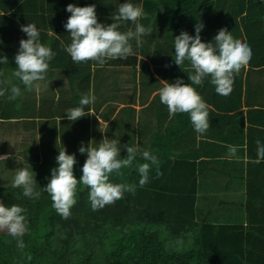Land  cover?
<instances>
[{
	"label": "crops",
	"instance_id": "crops-1",
	"mask_svg": "<svg viewBox=\"0 0 264 264\" xmlns=\"http://www.w3.org/2000/svg\"><path fill=\"white\" fill-rule=\"evenodd\" d=\"M140 1L144 6V0H0V55L8 58L7 64H0V89H10L13 84H19L12 73L19 42L28 38L21 31L22 25L34 23L40 32L41 43L50 46L56 53L49 62L40 90L27 92L20 85L23 94L16 100L9 101L8 93L0 97V156L7 157L0 158V163L8 161L9 164L1 171L0 189L15 188L12 183L21 168L31 172L36 180L34 185L38 184L37 171L43 168L41 164L55 161L63 148L67 154H75L78 158L82 142L85 147L89 143L98 147L106 137L103 132L99 134L96 131L97 125L105 127L119 114L134 140L138 137L140 140L141 135L142 141L147 137L150 139L148 151L151 153L155 138L173 128V145L167 153L170 159L166 165L167 190L170 188L172 192H179L172 193L176 201H180L185 193L194 192L196 215L203 214L206 222H235L244 225L246 230L250 224L248 213L251 208H264V160L254 162L257 159V141L264 145V0H245L250 7L243 10L240 5L244 0H204L210 4V9L207 7L198 12L196 21L204 25L200 33L202 42H212L218 31L226 28L234 39L252 50L249 65L236 75L233 90L228 96L215 92L210 77L200 86L193 85L209 106L210 127L204 134L195 132L190 116L186 117V127L177 130V114L169 119L167 106L160 102L158 94L164 86L163 81L175 83L168 75V68L177 34L172 29L168 17L172 12H168V7L175 4L174 12L180 0L165 3H162L163 0H150L153 3L151 13L144 10L147 18L141 17L138 22L145 27L151 26L152 33L142 37V40L144 43L148 41L147 44L157 43H151L154 47L147 59L140 56L136 59L144 43L137 48L135 41L131 42L135 55L126 60H109L103 67L94 61L75 64L64 50L71 43L70 33L64 27L71 15L66 11L68 4L79 7L95 4L98 22L109 25L114 22L112 16L120 4L130 2L139 6ZM134 28V24L127 22L119 30L124 32ZM157 47H160L161 55ZM142 59L145 63L141 62ZM178 69L189 81L188 74L193 71L189 62L185 61ZM79 75L85 79L82 89H77L82 92L81 97L85 95V90L93 92L94 79L99 81L102 76L106 81L114 78L113 84L117 81L115 93L119 97L118 105L108 119L101 117L93 124L95 137L100 135L98 142L90 137L93 132L92 115L84 116L90 125L88 130L80 133L79 141L70 139L64 133V126L73 122L67 120V109L77 107V99L73 100L76 87L71 90L69 80H75V76ZM85 112L95 114L93 103ZM82 125H85L84 122ZM139 140L134 147L138 148ZM229 145L237 146L238 159H228ZM36 146L44 148V153L36 154ZM137 156L141 157L139 153ZM84 157L87 158L86 153ZM6 180L11 181V185L5 183ZM217 193L222 195L216 206L207 205L208 210L202 211L203 207L198 205L197 199H211ZM215 208L222 211L216 213Z\"/></svg>",
	"mask_w": 264,
	"mask_h": 264
},
{
	"label": "trees",
	"instance_id": "trees-1",
	"mask_svg": "<svg viewBox=\"0 0 264 264\" xmlns=\"http://www.w3.org/2000/svg\"><path fill=\"white\" fill-rule=\"evenodd\" d=\"M206 3L204 0L179 1L176 10L168 16L177 36L182 31L196 34V18L200 9L209 8L210 4ZM143 4L145 12L150 14L153 3L144 0ZM245 7L250 4L244 0L240 8ZM174 52L175 49L173 57ZM169 66L171 79L180 78L191 84L184 79V72L178 69L173 58ZM69 81L72 85L74 79ZM84 94H89V90ZM73 97L75 101L76 92ZM88 107L85 108L88 110ZM187 116V113L177 114V130L186 127ZM171 130L168 128L152 143V154L159 160L162 175L157 177L153 165L149 182L140 187L136 167L122 169L120 176L112 174L110 182L135 185L136 190L126 192L123 199L103 209L93 211L89 189L78 185L77 203L70 217L62 218L52 208L49 194L42 189L49 182L51 172L45 183L39 184V181L34 185L41 193L39 199L25 197L22 188L0 189V202L7 207L18 205L25 209L23 215L27 220V231L22 238L0 235V264H264V208H251L246 230L244 225L235 222H206L203 214H199L203 222H198L194 192L185 193L176 201L172 193L179 192L167 190L166 165L170 160L167 153L174 137ZM126 155L127 152L123 158ZM86 159L84 154L76 158L77 179L82 175ZM145 162L137 156L134 165ZM41 165L58 167L56 160ZM18 239L23 240V248L17 247Z\"/></svg>",
	"mask_w": 264,
	"mask_h": 264
},
{
	"label": "clouds",
	"instance_id": "clouds-1",
	"mask_svg": "<svg viewBox=\"0 0 264 264\" xmlns=\"http://www.w3.org/2000/svg\"><path fill=\"white\" fill-rule=\"evenodd\" d=\"M66 11L71 13L65 29L70 33L71 43L65 47L73 63L79 64L88 61L96 62L103 67L109 60L127 59L135 55L132 41L136 47L143 44L142 37L151 35V26L145 27L138 21L141 17L147 18L142 7L125 2L119 5L116 14L112 16L113 23L105 25L98 22L96 6L79 7L68 4ZM127 22L135 25L134 30L121 32L119 29ZM204 25L200 22L195 25V36L182 31L174 37V63L184 65L188 61L192 73L188 74L191 84L177 78L175 83L164 82L159 89V99L167 106L169 119L178 113H187L195 132L204 134L210 127L207 103L198 94L192 85H202L206 78L215 87V92L221 96H228L233 90L236 75L247 68L252 58L251 48L238 39H234L226 28H222L215 35L212 42H202L201 31ZM21 31L27 39H21L19 50L14 56L15 70L12 75L19 84H13L10 89H0V97L5 96L9 101H14L22 96L20 85L24 90L31 92L40 90L41 82L45 81L49 69V62L56 53L50 46L40 41V32L34 23L21 26ZM6 55H0V64H7ZM184 71V70H183ZM95 101L92 93L84 95L79 100V106L67 109V120L77 121L86 115L85 107ZM120 141L104 138L98 147L90 143L85 147L83 142L78 151L87 154V159L81 169L82 175L77 179L74 175V165L77 163L75 154L69 155L66 149L59 151L56 157L58 167L51 170V177L43 191L49 194L52 208L68 219L72 207L77 203L78 185L89 189V200L93 211L103 209L106 205L114 204L123 199L126 192L134 193L135 185L126 183H112L109 178L112 174L122 175V169L136 167L140 179L139 186L144 187L149 182V172L153 165L156 166L157 177L162 175L159 170V160L151 152L145 150L139 155L145 163L134 165L137 159V147L125 144L127 155L121 157ZM256 163L264 160V145L257 141ZM0 158L7 159L6 156ZM237 158V146H228V159ZM36 182L32 173L21 168L17 171L13 187L22 188L23 195L30 199H39L41 193L35 190ZM25 209L18 205L7 207L0 202V231L6 230L14 238H22L27 231V220L23 215ZM17 247L23 248L22 239L17 240Z\"/></svg>",
	"mask_w": 264,
	"mask_h": 264
},
{
	"label": "rangeland",
	"instance_id": "rangeland-1",
	"mask_svg": "<svg viewBox=\"0 0 264 264\" xmlns=\"http://www.w3.org/2000/svg\"><path fill=\"white\" fill-rule=\"evenodd\" d=\"M169 0H163L162 3L168 2ZM140 7H142L143 12H144V6H142V1H140ZM175 8V4H173L172 6L168 7V12H172L173 13V9ZM164 15H162L163 17ZM144 43V42H143ZM148 41H145V43L143 44V46L139 49V52H137V56L142 57V58H148V53L150 52V50L154 47L153 45L151 46V43L156 45L157 43H153L150 42V44ZM159 48V49H158ZM156 49L157 52H159V55H161L160 47H157ZM152 51V50H151ZM139 58V57H138ZM152 60V59H151ZM141 62H144L143 59ZM145 63V62H144ZM143 64V63H142ZM153 65V63H151ZM113 80L114 78H111L110 80L108 79L106 81L105 78H103L102 76L100 77L99 81H96L95 79L93 80V82H95L94 86H93V92L92 94L95 96V101L93 103V107H94V115H92L91 117V130L93 131L90 135V137L92 138V140L94 142H98L99 140L97 139L103 132V136H105L106 138L108 137V139H116L117 141H120V144L118 145L119 147H121V157L123 158V156L126 154L127 150L126 148H123L122 146L125 144H129L130 146H137L138 141L136 142V140H139V137L137 139L134 140V136H132L131 134L128 133V129L125 126L124 122L122 121V116L119 114H116L111 123L107 126L104 127L103 126H99L97 125L96 127V131L99 132L97 138L95 137V130H94V122H96V120H98L99 118H103L104 120L108 119L111 115V112H114V107H116L118 105L119 102V97L116 96L115 93V89H116V80L114 81L113 84ZM82 75L79 76H75V80L72 82V86H71V90L74 89V87H76L75 91L76 92V96H77V103L76 106H79V100L81 99V95L82 92L78 91L80 89H82ZM106 84V86L104 87V85ZM104 87V88H102ZM78 89V90H77ZM111 93V94H110ZM80 98V99H79ZM86 109V108H85ZM84 122L85 125H82ZM88 118L86 117H82L81 119L75 121V122H70L69 125H65L64 126V133L66 134V136H68L70 139H78V136H80V133L83 132L84 133V129L88 130V126L90 125V123H88ZM106 132V134H105ZM127 135V136H126ZM89 137V138H90ZM123 139V140H121ZM80 140V138L78 139V141ZM141 141V142H140ZM149 141L148 137L147 139L145 138V141H142V135L140 137L139 140V146H138V153L143 152L145 150L148 151V145H149ZM136 142V143H135ZM93 144L91 143V146ZM95 145V144H94ZM93 145V147H95ZM41 146H36L34 148V150L36 151V154L40 153H44V148H40ZM8 161L7 162H1L0 163V175H1V171H3L5 168H7ZM54 167H43L40 168L41 170L37 171V177H38V182L41 181V183H45L46 182V178L47 175L51 172V170ZM9 175V173H7ZM34 176H35V171H34ZM40 178L44 179V180H39ZM11 180V179H8ZM6 180L5 183H10L11 181ZM13 184V183H12ZM11 185V184H9ZM151 191H153L151 189ZM152 194V193H151ZM220 195H222V193H217L215 196H211V199L208 198H199L197 199V203L198 205L202 206V211H207L208 208L206 209L207 205H210L212 207L216 206L219 198L221 197ZM223 202H226L227 200H222ZM231 208V212H232V207ZM216 213L221 212L222 210L220 208H215L214 209ZM237 212V209H236ZM198 222H203L202 218L200 217V215H196ZM0 235L1 236H9V234L7 233L6 230L4 231H0Z\"/></svg>",
	"mask_w": 264,
	"mask_h": 264
}]
</instances>
